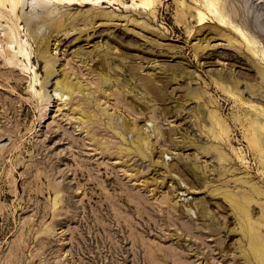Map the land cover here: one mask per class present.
<instances>
[{"label":"rangeland","instance_id":"1","mask_svg":"<svg viewBox=\"0 0 264 264\" xmlns=\"http://www.w3.org/2000/svg\"><path fill=\"white\" fill-rule=\"evenodd\" d=\"M221 1L234 22L264 47V0ZM195 6L203 5L200 0H161L152 10L134 0H81L43 7L35 0H22L16 10L19 20L13 17L22 33L27 32L38 76L46 74L45 60L38 56L41 44L56 65L54 74L65 68L90 86L105 61L106 72L121 92L108 89L110 95H101L103 105L114 110L115 123L125 115L138 120L149 146L155 144L148 157L128 152L122 134L102 124L78 129L70 105L56 95L40 98V85L37 91L32 86L34 73L21 64H8L11 50L0 49V264H242L237 220L227 206L223 208L225 197L211 193L215 185L205 186L207 178L220 182L219 170L205 166L207 160H217V150L202 149L212 139L203 142L198 137V121L207 111L194 99L193 90L206 88L218 99L232 128V144L247 152L249 174L264 188L261 156L243 136L245 126L233 120L236 112L250 115L253 108H237L234 97L214 81L218 71L232 70L247 91L244 97L259 103L264 100V72L257 65L264 66V60L251 54L242 36L214 16L200 23ZM62 12L77 26L56 33L49 25ZM206 32L211 43L199 52V65L194 46ZM149 71L167 81L159 95L141 78ZM137 131L127 133V138L137 139ZM95 132L98 140L92 138ZM103 139L110 145L96 146ZM223 143L234 157L229 141ZM233 184L229 186H249ZM56 192L60 200L54 206ZM258 201L257 207H264V195ZM220 219L231 228L225 229ZM221 248L235 253L237 263Z\"/></svg>","mask_w":264,"mask_h":264},{"label":"bare ground","instance_id":"2","mask_svg":"<svg viewBox=\"0 0 264 264\" xmlns=\"http://www.w3.org/2000/svg\"><path fill=\"white\" fill-rule=\"evenodd\" d=\"M35 1L41 4L43 7H45L46 5H50L54 3H64L67 5L68 4L70 5V4L78 3L81 0H35ZM92 1L93 2H99V1L104 2L105 0H92ZM109 1H112V0H109ZM136 1H138V3L141 4L144 8H152L153 10V7H155V5H158V3L161 0H134L135 3ZM200 1L203 5L201 7L203 8L195 6L197 9V11L195 12L196 13L195 16L197 17L196 19H198L200 23H204L206 21L205 19L208 17L209 14L214 16L219 24H222V25L227 24L231 26L235 32H237L238 34L242 36L243 41L245 40L247 44L248 49L247 48L246 49L249 50L251 54L255 55L256 57L260 56L259 58H261V60H264V47H259L256 44L257 42L256 40L258 39H255L256 38L255 36L251 37L252 35L248 33L243 27H241L242 25H239L238 23L234 22L235 21L234 18L231 17L229 14L231 12L228 13L226 11L223 1L221 0H200ZM21 2L22 0H0V49L5 50V47H7L11 50L10 54L6 57L8 61L7 63L13 66L21 64L24 69L26 68V70H30L31 72L34 73L32 86H33V90L37 91L38 90L37 86L40 85L41 87V90L39 91V95L41 96V97L39 96L40 98H44L45 96H47V98H51L52 95H56L57 98L61 100L62 102H64L65 105H70V109L72 112L71 118L77 122L76 127L78 129H81L84 127L86 128L88 126L94 127L95 123L97 122L98 125L102 124L108 130H111V131L115 130L116 132L121 133L122 135L121 134L120 135L123 136L124 142L126 143L124 149H126L128 152H132V151L136 153L139 152L141 153V155L143 154V156H147L148 155L147 153L149 152V154L153 155V152H154L153 145L155 143L151 142V146H149L150 145L149 136L147 133H144L142 131L140 132V129H139L140 126L138 124L139 123L138 120L137 121L136 119L133 120L131 117L125 115L122 118V121L120 123H115V121H113V111L114 110L110 111L107 109V104L103 105L101 95L103 94L110 95L111 91H108V89H112L113 91L119 90V92H121V89L119 88V86H117L116 83L114 82L113 77L109 75L108 72H106L105 61L100 62L101 66L98 71L99 73H97L99 78L95 79V81L93 82V85L90 86L88 83H85V81L78 75L74 74L72 76L71 73L65 68L61 71H59L58 69V73L54 74L57 71L55 67L56 65L52 63L51 55L49 54L47 48H43L41 41H40V44L42 47L41 46L38 47L39 49L38 56L39 58H43V60H45L44 69H45L46 74L44 75L43 78L41 75L38 76V69L36 67V64H33V61H32L33 49L29 41V38L27 36V32L22 33V30L20 29L21 25L18 24V21L16 20L20 18L16 10L19 7ZM226 8L228 9V7ZM183 12L184 11L182 10L181 14H183ZM62 13L63 14H61L59 17L56 16L57 18L53 17L55 19H53L54 21L50 22V25H49L52 27L51 29L56 31V33H59L60 31H63L64 29H68L69 27L72 29V27H74L75 25L77 26L76 23L74 25H71L72 20L68 21L67 19L68 16H65L64 12ZM13 15L15 16L16 19H14ZM4 19H6L7 22L3 23L2 21H4ZM9 19L11 20V22L8 21ZM138 22L143 23L144 20L143 22L141 20ZM79 23H78V26H79ZM208 34L209 32H206L203 37H199V40L202 39V41L200 43L198 42L196 46H194L196 50L195 54L197 57V61L199 62L198 63L199 65L202 63L201 58L203 54L199 52L200 51L202 52L205 49V47L211 43L210 39H205ZM212 35L213 34H210L209 37H212ZM56 40L57 38L55 36V41ZM147 56H150V55H147ZM261 60L259 59V61ZM171 67L174 68L176 67V65L171 64ZM257 67L262 72H264V66H262V64L257 65ZM184 72L188 73V71L186 70H184ZM218 72L219 73L217 74V77L214 78L215 83L221 90L224 91V93L227 92L230 94V96L234 97V100L236 101L235 103H238L237 108L238 106L241 108L242 107L244 108L246 104L248 105V107L250 106L251 108H253L254 112L252 111L253 112L252 114L250 115H248L247 113L244 114V115H247L246 117L242 115V112H240L239 110H238L239 112H236L237 110L236 109L235 110L236 113L233 114V120L235 122H239V124L241 123L242 127L245 126V128H243L244 129L243 136L248 141L249 146L253 150H255V153L257 151L260 154L261 156L259 158L260 162L264 163V105H261V102L264 100L262 101L260 100V102L258 103L253 99H250V98L246 99L244 96L247 93V91H245V89H241L240 87L241 81L238 78L237 79L234 78L235 74L232 73L233 72L232 70L231 71L222 70ZM261 77H262V74H261ZM141 78L144 84L148 88H150L155 95L160 94V90H159L160 86L164 88L167 85V81L163 77H162L163 78L162 80L158 78L157 74L152 73L150 71L147 72V75H142ZM159 81L162 84L158 85L159 83L157 82ZM155 82H156V85H155ZM206 83L209 84L208 82ZM49 86H52L51 90H49ZM52 90H53V93L51 92ZM193 93L195 97L194 99H197L200 107L205 108L207 111V115H206L207 118L203 117L201 121L200 120L198 121V126L199 125L201 126L200 134L198 135V137H200L203 140V142H208L207 138L212 139L211 140L212 143H206L205 145H203L202 149L207 153H209L211 149L217 150L216 152L217 160L216 161L213 160V157L215 158V154L211 153L210 156H213V157L212 158L210 157V158L213 161L212 163H210V160L209 161L207 160V162H205L206 163L205 166L209 168L210 170L214 168L219 170L218 180L220 182L214 183L215 180L212 182L211 181L212 179L207 178L205 179V182H206L205 186H209L211 184L215 185L214 188L211 190V193L214 195L222 194L223 197H225L227 202L224 203L223 208L227 206L228 209L232 211L233 213L232 215L237 220V223H238L237 228H239V230L242 233V238H240L238 241V245L240 247V254L243 257L242 264H264V232H263L264 207H260V208L257 207V202L260 203L258 200L260 199L261 196L264 195V188L261 186L262 184L259 185L257 184V181L252 180L253 175L249 174L251 172L249 170V167L251 166L250 165L251 161L248 159L247 152L244 153L243 149H240V148L236 149L237 147H235V145L232 144V139L230 137L232 134L231 133L232 128H231L230 123L227 121L226 117L223 115L224 112L221 111L220 102L217 101L219 103H216V100L218 99H213V96L208 94L209 92H208V89L206 88H203V89L198 88V90H193ZM255 97L257 96L254 95V98ZM125 99H127L126 96H125ZM72 102H74V105H72ZM87 105L89 106L88 108H87ZM186 118H188V120L191 121L190 114L187 115ZM195 125L197 124L195 123ZM188 126H190L191 131L194 130V134H197L195 129L193 128L192 122L188 123ZM135 128L138 130L137 131L138 137H136L137 139L127 138L126 134L133 133V130ZM201 134L205 135L206 139ZM92 138L94 140H98L99 135L95 132ZM215 140H218L220 142H213ZM224 141L225 142L229 141V145H231L232 150L235 153L234 157L230 154L231 152L229 153L223 148L224 146L222 145L224 144L223 143ZM109 145L110 143L106 142V140L103 139L102 142L96 146L107 148ZM149 147L151 148L150 151H148ZM198 152L200 151L196 152L197 153V157L195 156L196 158L199 157ZM158 157L160 156L158 155ZM155 160L156 162L159 161V159H155ZM187 171H189L190 173H194V170L192 169L189 170V168L187 169ZM260 172L264 174V168ZM228 175L230 176L229 178H227ZM208 176L209 175L206 173L205 177H208ZM196 181L199 184H203V182H201L200 180L196 179ZM223 181H225L226 186L223 183ZM230 182L231 183L234 182L233 185L235 186L241 183L243 186L244 185L246 186L249 185V186L248 188L241 187L240 185L237 188L232 187V186L230 187L229 186L231 184ZM59 196H60L59 192H56L54 201H53L54 206L59 202L60 200ZM184 212L185 211L183 209L181 213H184ZM200 212L203 216L207 215V212L205 208L203 207L202 209H200ZM219 223L222 226H224L225 229L227 230L228 228H231L229 227V223H227L226 221L223 222V220L220 219ZM208 227H210V225H208ZM225 250L226 248H221L220 252H222L223 255L231 253L233 255L231 257V259H233V263H237V256L235 255V253H233L232 251H228V250L225 251Z\"/></svg>","mask_w":264,"mask_h":264}]
</instances>
